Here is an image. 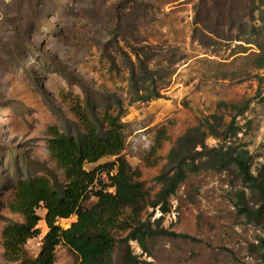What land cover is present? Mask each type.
I'll return each instance as SVG.
<instances>
[{"label": "rangeland", "instance_id": "1", "mask_svg": "<svg viewBox=\"0 0 264 264\" xmlns=\"http://www.w3.org/2000/svg\"><path fill=\"white\" fill-rule=\"evenodd\" d=\"M263 8L264 0H0V264H11L4 256V226L10 219L23 220L8 208L13 181L29 172L42 176L36 163L65 181L48 148V127L63 130L65 118L78 122L72 108L85 98L79 80L122 100L121 155L152 194L159 190L154 179L177 139L210 115L224 122L234 116L241 129L231 141L248 151L250 169L257 173L264 164V69H257L253 39ZM135 53L147 74L141 73ZM129 59L144 87L140 93L155 90L160 97L131 102ZM245 103L247 109L238 114L233 105ZM205 143L215 147L222 141L208 135ZM18 152L29 157L30 168H23L25 162L11 165ZM115 159L83 167L93 170ZM100 188L116 191L104 172L97 174L93 191ZM239 190L249 207H258L257 196L233 171L190 174L170 196L168 212L148 207L139 213L153 224L159 219L160 227L175 235L149 239L147 252L131 241L134 253L143 264H264L257 247L264 228L239 212ZM96 202L91 195L83 205ZM36 211L40 233L25 244L33 258L48 231L45 208ZM123 213L121 218L129 209ZM75 220L72 215L57 225L65 229ZM115 257L113 251L112 264ZM76 260L66 245L56 247L54 264Z\"/></svg>", "mask_w": 264, "mask_h": 264}, {"label": "trees", "instance_id": "2", "mask_svg": "<svg viewBox=\"0 0 264 264\" xmlns=\"http://www.w3.org/2000/svg\"><path fill=\"white\" fill-rule=\"evenodd\" d=\"M260 13L262 26L254 35L253 42L258 48L257 69L262 70L264 8ZM135 56L141 73L147 74V65L136 53ZM128 65L129 82L133 90L131 102L160 97L155 90L149 95L141 94L144 87L138 85L140 77L135 64L129 59ZM63 72L67 76V71ZM256 76L261 78L260 75ZM79 84L85 98L81 104L72 108L78 122L65 118L66 126L63 130L56 126L48 127V148L65 181L39 163L34 166L44 170L42 176L29 172L25 177L20 176L13 181L15 193L8 208L23 220L7 219L2 230L5 261L11 264H54L56 247L64 244L76 255L74 264H112L113 251H116L114 264H143L134 253L131 241H135L143 252H147L149 239L175 234L160 227L159 219L153 224L149 218L142 220L139 213L148 207H159L162 213L168 212L170 196L176 193L179 185L190 174L201 170L235 172L243 185L259 200L258 207H249L244 191H237L239 212L249 222H256L264 228V164L254 174L250 169L248 151L231 141L241 129L236 125L234 116L230 122H224L220 116L210 115L212 120L206 117L202 125L190 128L180 136L167 155L163 171L154 179L159 190L152 194L150 187L136 179L137 173L121 155L125 145V123L122 117L126 112L122 100L112 94L102 95L91 90L80 80ZM109 98L112 101L105 106ZM233 107L238 109V114H242L248 105L245 103ZM53 110L62 113L54 105ZM208 135L220 139L222 143L208 147L205 143ZM104 157L116 159L93 170L84 169V163H96ZM10 162L16 168L21 167L23 162L24 169L32 166V161L29 162V157L23 152H18ZM101 172L109 176L115 186V194L102 188L93 191L97 174ZM91 195L97 198V202L87 208L83 203ZM40 206L46 210L44 221L48 231L42 238L39 254L33 258L28 255L25 244L40 233L37 225L41 217L36 211ZM125 208L129 209V214L121 218ZM72 215L76 216V220L68 228L63 229L57 225L58 219ZM257 247L264 252V235L259 237Z\"/></svg>", "mask_w": 264, "mask_h": 264}]
</instances>
